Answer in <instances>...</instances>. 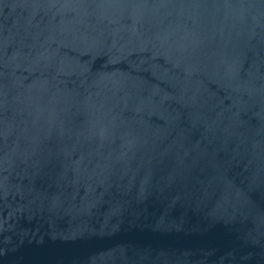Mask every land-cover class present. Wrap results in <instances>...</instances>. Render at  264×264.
Segmentation results:
<instances>
[{
  "label": "water",
  "instance_id": "water-1",
  "mask_svg": "<svg viewBox=\"0 0 264 264\" xmlns=\"http://www.w3.org/2000/svg\"><path fill=\"white\" fill-rule=\"evenodd\" d=\"M0 264H264V0H0Z\"/></svg>",
  "mask_w": 264,
  "mask_h": 264
}]
</instances>
